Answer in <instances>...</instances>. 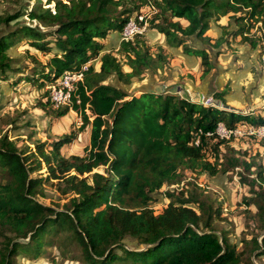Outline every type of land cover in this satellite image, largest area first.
Segmentation results:
<instances>
[{"label":"trees","instance_id":"16d2710c","mask_svg":"<svg viewBox=\"0 0 264 264\" xmlns=\"http://www.w3.org/2000/svg\"><path fill=\"white\" fill-rule=\"evenodd\" d=\"M13 4L12 11L0 15V80L13 77L12 86L28 80L32 87L44 89L56 85L66 72L82 73L71 104L61 106L55 117L73 110L82 119L80 131L91 130L85 154L69 157L63 149L76 139L74 134L35 141L34 149H20L8 134L0 137V264H18L22 248L29 251L27 258L34 254L39 259L44 235L56 236L63 227L77 238L86 264H256L252 257L264 256V165L252 157L242 159L248 154L232 145L234 136L221 138L217 129L220 123L229 130L259 127L264 119L146 85L140 87L141 95L128 91L126 86L144 80L148 70L164 69L169 63L165 49L152 51L146 35L122 40L118 50H103L109 35L121 33L130 18L150 4L156 13L149 30L179 47L193 37L210 42L205 38L209 23L230 14L237 22L251 21L237 31L250 32L264 22V0ZM175 19H186L188 25L184 28ZM228 28H223L215 47L235 34ZM19 41L48 58L43 63L33 57L37 65L31 75L10 53ZM197 54L207 75L213 69L211 54L202 48ZM99 57L96 70L92 62ZM220 95L224 91L215 98ZM259 142L264 148V139ZM237 168L240 182L250 190L247 206H256L259 230L244 239L243 250L225 232L216 231L214 221L221 218L222 209L202 198L196 186L169 189L168 205L155 212L156 195L166 186L184 185L186 171L215 177ZM47 186L66 202L52 206L39 202L37 195L46 197Z\"/></svg>","mask_w":264,"mask_h":264},{"label":"rangeland","instance_id":"374dc122","mask_svg":"<svg viewBox=\"0 0 264 264\" xmlns=\"http://www.w3.org/2000/svg\"><path fill=\"white\" fill-rule=\"evenodd\" d=\"M13 1L0 0V15L12 11L15 7ZM63 1L66 2L67 0ZM46 2L47 0H42L43 4H46ZM54 5L53 2L51 7H54ZM19 20L30 23L25 17H21ZM35 24V22L32 23V25ZM150 30L153 29L150 28ZM162 37L165 39L164 35ZM10 53L16 58L17 65L23 67V69H28L25 72L27 75H31L33 72L32 68L37 65L33 61V57L43 63L48 59L41 53L29 48L26 42L22 41L17 42L10 50ZM92 64L98 70L100 57L94 60ZM149 71H147L144 80L135 81L131 85L126 86L127 90L133 94L141 95L139 90L143 85L154 89L153 83L150 82V77H153V74ZM9 75H12V73ZM12 79L13 77L8 81L0 80V137L8 134L11 140L17 141L20 149H26L27 147L34 149L35 141H45L49 138L56 139L64 134H74L76 139L64 147L63 153L68 157L74 154L84 155L90 146L91 128L88 127L80 131V126L82 125L81 117L75 111L70 110L67 115L56 118L55 111L60 107L55 106L51 101V88H48L47 85L44 89L32 87V83L28 80L21 82L17 86H12L11 83L14 81ZM39 103L41 104L39 105ZM216 106L224 108L219 104H216ZM236 113L247 114V112L241 111ZM248 129L247 125L238 127V134L234 136L231 143L241 153L246 152L248 154L246 157H241L242 159L249 160L252 157V159L256 160V163L264 165V148L261 145L262 142H259L264 138L248 134ZM102 170L103 168L100 169L101 172ZM240 171L241 169L237 168L234 172L215 177L197 175L186 171L184 173V185L183 183L179 186L175 185L177 188H174L179 190L181 187L194 189L196 186L202 198L215 206H220L222 209L221 218L214 221V227L218 233L225 232L230 242L237 245L239 251L245 248L244 239L250 240L254 234L259 233V230H256L255 214L257 209L254 204L247 206L245 199H250L251 194L249 187L240 182L239 175L236 173ZM42 173L46 176V170H43ZM46 188V197L37 195L39 202L47 206L66 202L54 189L49 186ZM169 189H171L170 186H166L161 190L160 194L156 195L157 202L153 204L156 213L161 212L168 205L169 199L165 194ZM43 238L45 244L41 257L35 259L34 254H31V257L27 258V252L29 253V251L22 248L17 258L18 264H86L81 245L74 234L68 231L66 227H63L56 236L45 234ZM261 240L262 237H259L260 242ZM252 259L256 264L264 263V256L259 260L254 257Z\"/></svg>","mask_w":264,"mask_h":264},{"label":"crops","instance_id":"0c3cea01","mask_svg":"<svg viewBox=\"0 0 264 264\" xmlns=\"http://www.w3.org/2000/svg\"><path fill=\"white\" fill-rule=\"evenodd\" d=\"M231 15L213 19L209 23L205 38L211 41L206 43L193 37L179 47H171L166 37L164 39L158 31H148L146 43L152 51L158 47L164 48L169 59L163 70L149 71L153 74L150 82L157 91L178 94L198 103L202 99L212 98L216 104L224 103L223 107L229 112H247L252 117L264 119V65L260 60L264 22H259L250 32L242 35L237 31L241 26L250 25L251 21L237 22ZM174 21L184 28L188 25L186 19ZM225 27L235 31V34L215 47ZM121 42V33L115 32L109 35L106 48L118 50ZM187 48L191 51L186 52ZM201 48L207 49L213 63V69L207 75L203 74L201 59L197 54ZM125 70L129 71L128 67ZM223 91V96L215 98L216 93Z\"/></svg>","mask_w":264,"mask_h":264},{"label":"built area","instance_id":"2783aa9c","mask_svg":"<svg viewBox=\"0 0 264 264\" xmlns=\"http://www.w3.org/2000/svg\"><path fill=\"white\" fill-rule=\"evenodd\" d=\"M156 13V8L150 4L142 8L135 16L131 17L128 23L121 31L122 40H132L137 35H146L149 28V20ZM263 40V39H262ZM260 59L264 65V40L261 44ZM86 68V67H85ZM83 80L82 73L66 72L58 80L57 86L51 88V101L57 107L69 105L72 102V97L76 95L77 84ZM78 103L80 101H77ZM203 105H216L212 98L202 99ZM250 135H255L264 138V125L259 127L248 126ZM218 135L221 138L229 139L231 136L238 134L237 129L229 130L222 123L219 124L217 129ZM178 186V185H177ZM171 190L177 188L175 185L170 186Z\"/></svg>","mask_w":264,"mask_h":264},{"label":"water","instance_id":"95a60500","mask_svg":"<svg viewBox=\"0 0 264 264\" xmlns=\"http://www.w3.org/2000/svg\"><path fill=\"white\" fill-rule=\"evenodd\" d=\"M103 51L106 52V51H109V50H108V48H105ZM149 89H150V88H149Z\"/></svg>","mask_w":264,"mask_h":264}]
</instances>
